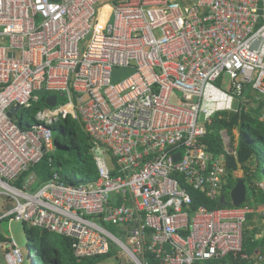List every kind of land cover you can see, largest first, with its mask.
I'll return each mask as SVG.
<instances>
[{"label":"built area","instance_id":"2783aa9c","mask_svg":"<svg viewBox=\"0 0 264 264\" xmlns=\"http://www.w3.org/2000/svg\"><path fill=\"white\" fill-rule=\"evenodd\" d=\"M248 88L264 97V0H0V264H34L5 232L14 222L70 239L79 261L264 264L245 247L250 205L195 209L189 193L225 196L237 154L226 133L218 157L202 140ZM69 117L99 178L40 183L30 172Z\"/></svg>","mask_w":264,"mask_h":264},{"label":"trees","instance_id":"16d2710c","mask_svg":"<svg viewBox=\"0 0 264 264\" xmlns=\"http://www.w3.org/2000/svg\"><path fill=\"white\" fill-rule=\"evenodd\" d=\"M245 95L247 101L252 103L238 104L236 113L217 114L207 126V134L202 143L209 153L218 157L225 152L222 134L225 132L228 135L237 156H226L229 175L224 195L229 198L230 191L243 180L248 190L246 204L259 211L264 210V187L259 186V182H264L261 175L264 174V97L249 88L246 89ZM31 123L40 121L34 119ZM19 125L24 128L23 123ZM52 127L57 128L59 133L56 138L58 149L53 155H46L30 173H34L40 183L48 181L53 170L59 172L62 180L68 185L96 182L99 175L93 155L94 144L80 121L69 117ZM239 171L243 172L242 177H236ZM189 193L195 209L202 206L209 209L222 208L219 203L210 202L195 190L189 189ZM37 231L35 228H27L30 237H34ZM258 245L255 241H245L246 250L250 253L255 251ZM106 259L109 257L79 261L73 254L70 239L47 232L40 237L34 253V264H101Z\"/></svg>","mask_w":264,"mask_h":264},{"label":"rangeland","instance_id":"374dc122","mask_svg":"<svg viewBox=\"0 0 264 264\" xmlns=\"http://www.w3.org/2000/svg\"><path fill=\"white\" fill-rule=\"evenodd\" d=\"M107 12L108 11L106 10L105 14L103 15L101 19V24L103 25V22H105L106 27L107 25L113 23V17L111 15L106 14ZM104 33L105 32H102V31L99 32V34H104ZM228 87H229V80L226 79L223 83V88L227 89ZM173 103L178 104L177 101H173ZM45 108L46 106L44 104H40L38 105L37 108L30 110V112L28 113L26 117V121L24 123L25 126H28L31 123L33 116L36 115V113L39 110H43ZM53 130H54V133H53L54 137L57 138L59 136L57 128H53ZM223 135H225V132L223 133ZM261 175H262V179L264 180V174L262 173ZM242 176H243L242 171H239L236 173V177H242ZM259 186L264 187V182L263 181L259 182ZM27 228L28 226H25L22 223L14 222L11 224L10 227H7V226L5 227V232L8 236H11L16 240L17 244L22 249L24 254H26L27 251L29 250L30 253L34 255L35 250H36V244L44 232L42 230H38L37 233L34 235V237H30L27 234ZM106 229L112 233H115L113 231V228L111 227H106ZM101 264H115V261L110 258V259L104 260Z\"/></svg>","mask_w":264,"mask_h":264},{"label":"water","instance_id":"95a60500","mask_svg":"<svg viewBox=\"0 0 264 264\" xmlns=\"http://www.w3.org/2000/svg\"><path fill=\"white\" fill-rule=\"evenodd\" d=\"M46 103L50 107H55L57 103V97L56 96L48 97ZM244 103H246V105H250L252 101H245ZM19 110L20 109L18 107L13 108L9 113V116L12 117L13 114L18 112ZM175 159L180 160V155L175 156ZM247 195H248L247 187L245 185V182L241 180L230 191L229 198H226L225 196L221 198L220 205L222 207L230 206V207L239 208L246 203Z\"/></svg>","mask_w":264,"mask_h":264},{"label":"crops","instance_id":"0c3cea01","mask_svg":"<svg viewBox=\"0 0 264 264\" xmlns=\"http://www.w3.org/2000/svg\"><path fill=\"white\" fill-rule=\"evenodd\" d=\"M245 241H255L259 245L255 251L264 252V210L256 211L249 216L245 226Z\"/></svg>","mask_w":264,"mask_h":264}]
</instances>
